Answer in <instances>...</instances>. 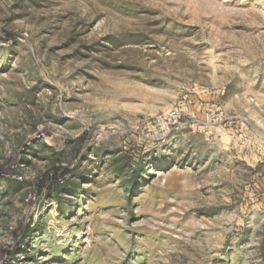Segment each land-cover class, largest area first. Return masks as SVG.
Here are the masks:
<instances>
[{
	"label": "rangeland",
	"instance_id": "rangeland-1",
	"mask_svg": "<svg viewBox=\"0 0 264 264\" xmlns=\"http://www.w3.org/2000/svg\"><path fill=\"white\" fill-rule=\"evenodd\" d=\"M263 96L264 0H0V264H264Z\"/></svg>",
	"mask_w": 264,
	"mask_h": 264
},
{
	"label": "crops",
	"instance_id": "crops-1",
	"mask_svg": "<svg viewBox=\"0 0 264 264\" xmlns=\"http://www.w3.org/2000/svg\"><path fill=\"white\" fill-rule=\"evenodd\" d=\"M253 105L255 109L251 112V122L246 128H241L243 135L247 139V146L243 145L241 152L245 155L258 156L261 154V148L262 152H264V146L261 147V140L264 143V96L262 99L255 100ZM261 131L263 132V137L260 134ZM261 197L260 203L264 207V193Z\"/></svg>",
	"mask_w": 264,
	"mask_h": 264
},
{
	"label": "trees",
	"instance_id": "trees-1",
	"mask_svg": "<svg viewBox=\"0 0 264 264\" xmlns=\"http://www.w3.org/2000/svg\"><path fill=\"white\" fill-rule=\"evenodd\" d=\"M262 244L264 245V241L262 242Z\"/></svg>",
	"mask_w": 264,
	"mask_h": 264
}]
</instances>
